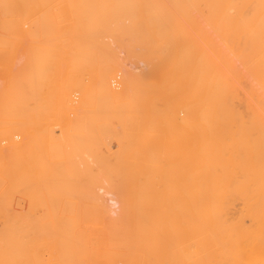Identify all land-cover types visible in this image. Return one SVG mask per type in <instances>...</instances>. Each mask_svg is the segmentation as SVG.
<instances>
[{
  "label": "bare ground",
  "instance_id": "1",
  "mask_svg": "<svg viewBox=\"0 0 264 264\" xmlns=\"http://www.w3.org/2000/svg\"><path fill=\"white\" fill-rule=\"evenodd\" d=\"M102 1L105 10L118 15V19L127 12L126 7L135 10L137 5H143L147 11L146 29L149 34L154 30V35L163 40L151 42L152 48L145 55L124 57L127 60L117 62L116 71L112 70L113 62L105 61L120 57L86 59L107 63L104 73L98 69L104 76L107 70L113 71V76L105 77L102 82L101 89L108 95L118 84L114 82L116 72L120 73L122 82L118 80L119 91L116 88L115 93L123 96L122 100L129 96V103H134L135 98L134 104L119 100L120 115H117L119 108L116 111L117 107L108 100L113 98L112 94L110 98L100 97L98 103L103 105L98 106H104L103 110L111 103L108 104L110 112L104 110L106 115H100L103 110L99 111V107L92 104L94 101L90 102L95 92L90 87L92 98L88 94L90 90L84 96L89 95L88 104L100 113L95 111L87 118L91 111L83 112L86 108L79 107L83 102L72 104L75 111L82 108L79 113L87 118L85 130L78 117L80 114L73 113V137L81 138L77 149L86 154L88 148L92 151L97 148L98 151L92 153L93 161L103 169L94 177L110 188L106 191L110 196L105 201L99 196L110 217L103 220L107 226L103 235L106 245L99 264H104V260L111 264H264V0H227L226 50L197 49L179 36L184 23L198 27L193 8L197 5L203 12L206 0ZM46 2H41L35 25L22 30L18 37L41 43L48 39L61 41L62 28L57 26L53 7L45 6ZM31 18L30 15L27 19ZM29 50L28 47L27 54L25 51L22 56L29 55ZM19 58L21 62L23 57ZM130 58H137L143 65H133ZM125 63H133L131 74L136 73L137 66L141 72L146 68L163 71L166 66L178 69L177 72L171 70L173 74L178 73L180 82L178 110L166 104L174 98L168 102L171 93L168 84L167 87L160 83L145 88L143 79L139 84L132 75L130 77ZM83 64L85 62H81ZM90 65L83 68L91 69ZM102 74H98L100 79ZM154 74L156 76V72ZM173 74H170L171 79ZM150 77L146 78L152 81L153 76ZM113 82L117 83L114 87ZM95 84L98 87L100 83ZM170 88L171 91L173 87ZM131 93L134 94L132 99ZM118 95L114 98L116 101ZM141 106L147 112L139 122L136 118L142 119L137 112ZM107 113L111 117L120 116L122 130L112 127ZM103 131H112L121 137L111 168L106 166L110 159L101 151L106 145L112 154L109 143L100 140ZM129 134L132 135L130 143L125 138ZM24 140H10L2 152L11 155ZM112 169L121 177L116 192L118 198L114 197L110 185ZM128 191L131 196L147 191V198L134 200L132 210H128L127 200L121 195ZM157 193L163 195L162 198Z\"/></svg>",
  "mask_w": 264,
  "mask_h": 264
},
{
  "label": "rangeland",
  "instance_id": "2",
  "mask_svg": "<svg viewBox=\"0 0 264 264\" xmlns=\"http://www.w3.org/2000/svg\"><path fill=\"white\" fill-rule=\"evenodd\" d=\"M41 2L42 0H0V264H99L104 257L106 245L103 235L107 226L103 220L110 219L99 196L105 201L110 196L106 193L110 188L107 187L108 184L100 182V178L94 177L103 169L93 161L95 157H92V153L98 151L97 148L93 151L88 148L86 154L77 149L81 138L73 137V113L77 116L79 109L86 108L83 112L91 111L87 115L89 118L93 112L100 108L103 110L104 106L99 107L103 104L98 103L101 102L100 97L110 98L111 94L114 96L108 100L118 111L122 100L120 98L123 96L119 97L120 94L115 93L117 89L119 91L117 86L122 82L120 73L117 71L116 80L114 79L119 85L115 83L116 86L113 82L115 87L108 95L101 89L102 82L105 77L113 76V71L109 73L107 70L108 73L104 76L100 71L108 69L107 63L100 64L98 59H95L98 63L93 59H86L120 57L103 60L109 64L113 62L114 68L110 67L116 71L117 62L119 64L127 60L124 57L147 54L152 48L151 42L163 40V37L155 36L154 30L149 34L146 29L147 11L143 5H137L135 10L126 7L127 12L118 19V15L114 16L105 10L102 0H47L45 6L53 7L57 26L62 28L61 41L48 39L41 43L36 39L18 37L22 30L31 28L35 23L37 12L42 7ZM197 7L195 5L193 9L198 27L194 28L190 22L184 23L179 29V36L197 49L218 47L226 50L227 0H206L203 12ZM30 15L32 18L28 20ZM44 46H47L46 50L43 49ZM28 47L29 55L22 56L25 51L27 54ZM19 57L24 60L20 62ZM132 59L128 61L131 62ZM81 62H85L83 66H93L90 65L91 69L83 68ZM132 62L135 64L125 63L130 77L133 76L139 84L143 81L145 88L160 83L165 86L168 84L169 92L172 93L168 94V102L174 98L166 104L171 106L168 108L178 110L180 82L178 73H175L178 69L166 66L163 68L164 72L162 69L160 72L144 68V73L137 66L134 69L136 73L131 74V64L138 65L139 60L135 58ZM96 67L97 70L94 69ZM171 70L175 71L174 74ZM168 73L175 75L174 78L172 75L171 79ZM98 74L103 75L101 79ZM150 75L153 76L152 81L146 78ZM95 83L100 84L96 87ZM173 83L177 85L174 87ZM170 87H173L171 91ZM87 90L91 92L88 93ZM85 93H92L94 98L90 102L94 101L92 104L99 109L88 104L89 95L84 96ZM117 95L119 102L114 99ZM128 98L125 97L122 101L128 102ZM132 100L135 103V98ZM74 102H83L79 105L83 107L77 112L72 109ZM108 104L107 108L110 107ZM113 107L112 114L116 112ZM107 108L104 110L110 112ZM120 108L117 115L121 113ZM104 110L100 115L106 113ZM99 111L97 112L100 113ZM137 112L142 119H136L141 122L147 111L141 106ZM81 114L78 116L80 123L83 128H87L86 115ZM116 117L109 115L106 118H110L112 127L115 126L116 129L118 126L117 131H120V116L119 120ZM111 132L103 131L99 135L100 140L105 141L104 144L109 143L112 147V154L106 145L101 147L104 156L110 159L106 162L109 168L116 160L114 151L119 148L121 140L118 133ZM20 138H25L24 144L14 153L8 155L2 152L3 146L9 145L10 140L19 141ZM125 138L130 143L132 135ZM120 178L113 169L110 170V185L115 198H118L116 192L121 183ZM141 192V195L136 193L134 196L128 194L129 191L121 194L127 200L125 204L128 210H132L134 200L147 198V191ZM157 195L161 198L163 196ZM104 264L111 263L104 260Z\"/></svg>",
  "mask_w": 264,
  "mask_h": 264
}]
</instances>
